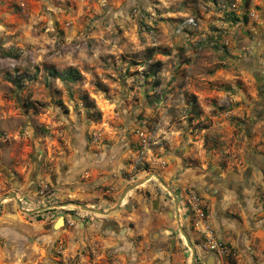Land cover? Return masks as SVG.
<instances>
[{
	"label": "rangeland",
	"instance_id": "obj_1",
	"mask_svg": "<svg viewBox=\"0 0 264 264\" xmlns=\"http://www.w3.org/2000/svg\"><path fill=\"white\" fill-rule=\"evenodd\" d=\"M176 203L264 264V0H0V264H190Z\"/></svg>",
	"mask_w": 264,
	"mask_h": 264
},
{
	"label": "water",
	"instance_id": "obj_2",
	"mask_svg": "<svg viewBox=\"0 0 264 264\" xmlns=\"http://www.w3.org/2000/svg\"><path fill=\"white\" fill-rule=\"evenodd\" d=\"M155 176L158 177V178H160L157 174H156ZM149 178H150V177H148V178L142 180L141 182H145V181H146L147 179H149ZM161 181H162V180H161ZM162 183H163L168 189L171 190V188H170L168 185H166L163 181H162ZM135 186H137V185H133V187H135ZM171 192L173 193V195H174V197H175V199H176V193L173 192L172 190H171ZM125 195H126V193H124V196L120 199V203L123 201ZM5 197H10V198L15 197V198L17 199L16 194H15L14 192L9 193V194L6 195ZM1 202H2V201H1ZM18 202H20V201H18ZM57 205L60 206V205H63V204H57ZM65 205H68V203H66ZM82 207H84L85 209H88V207H85V206H82ZM96 211L101 212V213H107V212H104V211H102V210H96ZM176 219H177V221H178V224H179V227H180L181 233H182V235L185 237V240H186L187 245H188L189 247H191V249H192V251H193L192 260H191V263H190V264H196V249L193 247V245H192V243H191V241H190V238H189V236H188V234H187L185 228L182 227V225H181V223H180V211H179V207H178V204H177V203H176Z\"/></svg>",
	"mask_w": 264,
	"mask_h": 264
},
{
	"label": "trees",
	"instance_id": "obj_3",
	"mask_svg": "<svg viewBox=\"0 0 264 264\" xmlns=\"http://www.w3.org/2000/svg\"><path fill=\"white\" fill-rule=\"evenodd\" d=\"M51 74L59 77L60 79L64 81H70V82H76L81 77V73L77 69H74V68H69L68 70L61 72V73L53 69L51 71ZM13 82L17 84L18 86H20L21 84L20 79H17V78H14Z\"/></svg>",
	"mask_w": 264,
	"mask_h": 264
},
{
	"label": "built area",
	"instance_id": "obj_4",
	"mask_svg": "<svg viewBox=\"0 0 264 264\" xmlns=\"http://www.w3.org/2000/svg\"><path fill=\"white\" fill-rule=\"evenodd\" d=\"M210 248L213 249V250H216V251H218L220 253L225 252V250L227 249L226 246L218 244L215 241H211Z\"/></svg>",
	"mask_w": 264,
	"mask_h": 264
},
{
	"label": "crops",
	"instance_id": "obj_5",
	"mask_svg": "<svg viewBox=\"0 0 264 264\" xmlns=\"http://www.w3.org/2000/svg\"><path fill=\"white\" fill-rule=\"evenodd\" d=\"M30 1H32V2H34V3H36V2H37V0H30ZM38 1H41V0H38Z\"/></svg>",
	"mask_w": 264,
	"mask_h": 264
},
{
	"label": "flooded vegetation",
	"instance_id": "obj_6",
	"mask_svg": "<svg viewBox=\"0 0 264 264\" xmlns=\"http://www.w3.org/2000/svg\"><path fill=\"white\" fill-rule=\"evenodd\" d=\"M108 224H109V225H108L109 227H112V225H113L112 223H108Z\"/></svg>",
	"mask_w": 264,
	"mask_h": 264
}]
</instances>
